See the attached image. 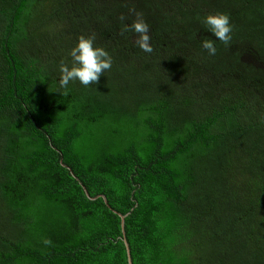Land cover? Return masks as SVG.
<instances>
[{
	"label": "trees",
	"instance_id": "1",
	"mask_svg": "<svg viewBox=\"0 0 264 264\" xmlns=\"http://www.w3.org/2000/svg\"><path fill=\"white\" fill-rule=\"evenodd\" d=\"M119 214L132 264H264V0H0V264H128Z\"/></svg>",
	"mask_w": 264,
	"mask_h": 264
},
{
	"label": "clouds",
	"instance_id": "2",
	"mask_svg": "<svg viewBox=\"0 0 264 264\" xmlns=\"http://www.w3.org/2000/svg\"><path fill=\"white\" fill-rule=\"evenodd\" d=\"M125 18L121 17L123 21ZM201 23L211 33L213 38L204 39L202 47L208 55L217 53L216 41L229 44L232 39V24L229 15L225 13L208 14L203 17ZM133 32L137 35L136 46L145 53H151V37L148 23L137 14V19L131 24H122V33ZM70 63H61L59 66L61 87L66 88L70 82L78 81L84 86L99 82L100 77L112 68L113 59L110 53L103 47L95 45V36L78 37L76 43L68 51Z\"/></svg>",
	"mask_w": 264,
	"mask_h": 264
},
{
	"label": "water",
	"instance_id": "3",
	"mask_svg": "<svg viewBox=\"0 0 264 264\" xmlns=\"http://www.w3.org/2000/svg\"><path fill=\"white\" fill-rule=\"evenodd\" d=\"M72 175H74L72 172H71ZM75 176V175H74ZM76 177V176H75ZM77 178V177H76ZM86 195L90 198V199H95L96 197H92L88 194L87 190L85 187H83ZM98 196H102V198L104 199V201L106 202V197L104 195H98ZM120 218H121V229H122V234H123V241H124V244H125V247H126V254H127V262L128 264H132V259H131V254H130V248H129V244L125 238V232H124V218L126 215H121L119 214Z\"/></svg>",
	"mask_w": 264,
	"mask_h": 264
}]
</instances>
